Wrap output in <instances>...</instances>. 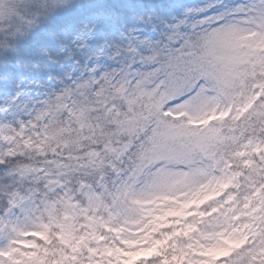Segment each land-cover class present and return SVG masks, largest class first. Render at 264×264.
I'll use <instances>...</instances> for the list:
<instances>
[{
  "label": "snow or ice",
  "instance_id": "6c2138e0",
  "mask_svg": "<svg viewBox=\"0 0 264 264\" xmlns=\"http://www.w3.org/2000/svg\"><path fill=\"white\" fill-rule=\"evenodd\" d=\"M76 6L0 47V264H264V0Z\"/></svg>",
  "mask_w": 264,
  "mask_h": 264
},
{
  "label": "trees",
  "instance_id": "16d2710c",
  "mask_svg": "<svg viewBox=\"0 0 264 264\" xmlns=\"http://www.w3.org/2000/svg\"><path fill=\"white\" fill-rule=\"evenodd\" d=\"M79 3L80 0H65L64 8L69 11L56 13L42 29L36 30L31 34H25L22 37L12 38L8 41L0 40V47H2L4 42L9 44L10 49H15L19 46L20 56L26 58L31 50H38L49 43L47 32L50 29H58L66 20L75 21L80 17L82 9L76 6ZM7 54L10 59L15 57L13 51H9Z\"/></svg>",
  "mask_w": 264,
  "mask_h": 264
},
{
  "label": "clouds",
  "instance_id": "9594fccd",
  "mask_svg": "<svg viewBox=\"0 0 264 264\" xmlns=\"http://www.w3.org/2000/svg\"><path fill=\"white\" fill-rule=\"evenodd\" d=\"M39 4V0H34V6ZM18 21H3L0 22V40L8 41L13 37L10 35L11 32L14 31L16 26L18 25ZM7 25V27H5Z\"/></svg>",
  "mask_w": 264,
  "mask_h": 264
},
{
  "label": "rangeland",
  "instance_id": "374dc122",
  "mask_svg": "<svg viewBox=\"0 0 264 264\" xmlns=\"http://www.w3.org/2000/svg\"><path fill=\"white\" fill-rule=\"evenodd\" d=\"M192 2H196V0H192Z\"/></svg>",
  "mask_w": 264,
  "mask_h": 264
}]
</instances>
